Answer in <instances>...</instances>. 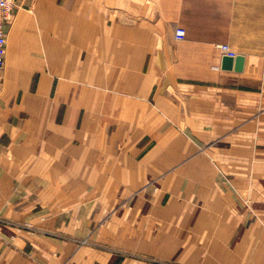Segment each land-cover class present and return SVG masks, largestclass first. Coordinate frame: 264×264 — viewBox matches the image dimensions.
Returning <instances> with one entry per match:
<instances>
[{"label":"crops","instance_id":"1","mask_svg":"<svg viewBox=\"0 0 264 264\" xmlns=\"http://www.w3.org/2000/svg\"><path fill=\"white\" fill-rule=\"evenodd\" d=\"M18 4L0 264H264V0Z\"/></svg>","mask_w":264,"mask_h":264},{"label":"built area","instance_id":"2","mask_svg":"<svg viewBox=\"0 0 264 264\" xmlns=\"http://www.w3.org/2000/svg\"><path fill=\"white\" fill-rule=\"evenodd\" d=\"M19 0H0V94L3 90L4 72L6 68L8 36L6 27L16 17ZM217 48L225 55L236 56L228 44H218Z\"/></svg>","mask_w":264,"mask_h":264},{"label":"rangeland","instance_id":"3","mask_svg":"<svg viewBox=\"0 0 264 264\" xmlns=\"http://www.w3.org/2000/svg\"><path fill=\"white\" fill-rule=\"evenodd\" d=\"M24 12L31 15V16L36 15L34 11H24ZM19 16L17 17L15 23L13 24L12 32L10 33L9 40H8L9 41V47L7 48L8 49L7 51H9V54H8L7 69H8V66L10 64V58H11V56L14 55V53L16 51V47H17V40L15 37L16 36L15 35V28L20 21L21 15H19ZM41 36H42L41 24L39 22H34L33 24L30 25V28H28V30H27V39L29 41V46L34 47L35 44L37 46H40ZM31 53L33 54L34 51H31ZM3 90H4V88H3ZM3 90H2V92H3Z\"/></svg>","mask_w":264,"mask_h":264},{"label":"water","instance_id":"4","mask_svg":"<svg viewBox=\"0 0 264 264\" xmlns=\"http://www.w3.org/2000/svg\"><path fill=\"white\" fill-rule=\"evenodd\" d=\"M244 61L245 58L242 55H237L235 57L225 55L223 57L222 66L224 69L242 71L244 67Z\"/></svg>","mask_w":264,"mask_h":264}]
</instances>
